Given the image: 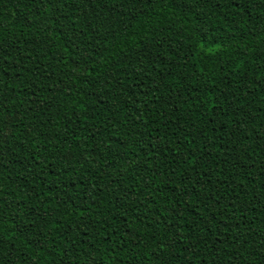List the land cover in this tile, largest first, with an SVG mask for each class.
Here are the masks:
<instances>
[{"label":"trees","instance_id":"1","mask_svg":"<svg viewBox=\"0 0 264 264\" xmlns=\"http://www.w3.org/2000/svg\"><path fill=\"white\" fill-rule=\"evenodd\" d=\"M0 264H264V0H0Z\"/></svg>","mask_w":264,"mask_h":264}]
</instances>
